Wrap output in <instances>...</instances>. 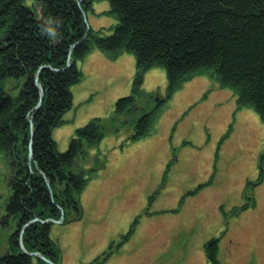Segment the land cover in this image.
<instances>
[{
	"label": "trees",
	"instance_id": "16d2710c",
	"mask_svg": "<svg viewBox=\"0 0 264 264\" xmlns=\"http://www.w3.org/2000/svg\"><path fill=\"white\" fill-rule=\"evenodd\" d=\"M91 3L0 0V153L11 167L12 189L4 222H15L0 264H46L39 254L55 263L60 253L49 235L52 222L41 220L58 219L59 206L63 219H80L79 194L104 166L99 152L91 156L89 149L107 133L120 131L106 129L105 118L91 117L74 129L64 151L57 150L52 130L65 123L64 113L73 103L71 86L83 78L77 63L89 52L134 55L131 91L113 106L114 118H129V141L151 134L173 92L195 75L230 88L237 108H252L264 123V0H108L107 12L116 20L109 33L87 25L83 9L91 10ZM151 67L165 70L163 97L142 88L143 73ZM133 224L114 249L129 237ZM19 242L38 256L23 253ZM218 242L213 236L203 244L210 264H218ZM112 253L110 245L86 264H101Z\"/></svg>",
	"mask_w": 264,
	"mask_h": 264
},
{
	"label": "rangeland",
	"instance_id": "374dc122",
	"mask_svg": "<svg viewBox=\"0 0 264 264\" xmlns=\"http://www.w3.org/2000/svg\"><path fill=\"white\" fill-rule=\"evenodd\" d=\"M107 10L108 0H94L86 10L88 25L111 32L116 20ZM107 56L95 49L77 63L83 78L71 86L73 103L64 113L65 123L52 130L57 150L64 151L74 129L91 117L105 118L106 129L120 128L90 150L91 156L99 152L104 166L79 194L80 219L66 215L64 222L50 224L60 253L54 264H86L110 245L113 253L102 264H210L203 244L213 236L219 237L218 264H264V123L259 114L237 108L230 88L195 75L173 92L154 131L129 141V118H114L113 106L131 91L135 58L130 52L117 59ZM167 84L162 67L143 73L145 92L163 97ZM10 172L0 153V254L15 224L4 222ZM132 224V233L114 249Z\"/></svg>",
	"mask_w": 264,
	"mask_h": 264
},
{
	"label": "water",
	"instance_id": "95a60500",
	"mask_svg": "<svg viewBox=\"0 0 264 264\" xmlns=\"http://www.w3.org/2000/svg\"><path fill=\"white\" fill-rule=\"evenodd\" d=\"M83 15H84V18H86L85 17V15H86V10H84L83 9ZM74 46V44L71 46V48ZM70 64V62H69V60H67V62H66V66H68ZM40 102V101H39ZM30 134H31V136H30V140H29V142H28V144H29V148H28V164H27V166H29V163L31 162V159H32V144H31V140H32V136H33V134H32V131L30 132ZM59 209H61V212H60V215H59V217H58V219H54V218H51V217H48L46 220H41L43 223H46L47 221H50V222H53V223H62V222H64V220H63V217H64V212H63V209L61 208V206H59ZM37 220V217L36 218H33V219H31L30 221L31 222H33V221H36ZM25 226H26V223H25V225L22 227V229L23 228H25ZM22 231V230H21ZM21 231H20V233H21ZM23 253H26V254H29V255H31V256H38V254L36 253V252H34V251H25V250H23L22 251ZM40 255V257L42 258V259H44L47 263H49V264H54L53 263V261H51L50 259H47L44 255H42V254H39Z\"/></svg>",
	"mask_w": 264,
	"mask_h": 264
},
{
	"label": "crops",
	"instance_id": "0c3cea01",
	"mask_svg": "<svg viewBox=\"0 0 264 264\" xmlns=\"http://www.w3.org/2000/svg\"><path fill=\"white\" fill-rule=\"evenodd\" d=\"M89 53H90V52H89ZM89 53H88V55H89ZM88 55H86L82 61H84ZM95 56H97V55H95ZM95 56H94V60L92 61V63L95 62V59H96ZM105 56H107V55H105ZM107 59H110V58L107 56ZM116 59H117V58H116ZM99 60H103V59L99 58ZM91 68H92V66H91ZM184 82H185V81H184ZM183 85H184V84H183ZM183 85H182L180 88H182ZM180 88H179V89H180ZM86 93H87V92H85V95H86ZM98 146H99V145H98ZM98 146L89 149V153H90V150H92V149H94V148H96V150H97V149H98ZM93 155H94V154H93ZM210 182H211V180H210L208 183H205V184H209ZM203 185H204V184H203ZM203 185H201V186H203ZM199 186H200V185H199ZM199 190H200V189H199ZM195 192H196V191H195ZM195 192H194V193H195ZM181 200H182V199H181ZM108 257H109V256H107L106 258H108ZM106 258H105V259H106ZM105 259H104V260H105ZM103 263H104V261H103ZM101 264H102V263H101Z\"/></svg>",
	"mask_w": 264,
	"mask_h": 264
},
{
	"label": "bare ground",
	"instance_id": "6f19581e",
	"mask_svg": "<svg viewBox=\"0 0 264 264\" xmlns=\"http://www.w3.org/2000/svg\"><path fill=\"white\" fill-rule=\"evenodd\" d=\"M94 0H92V3H93ZM92 3H91V9H92ZM85 21H86V18H85ZM87 22V21H86ZM87 25H88V22H87ZM89 26V25H88ZM90 27V26H89ZM98 29V28H97ZM99 50V49H98ZM102 52V51H101ZM103 53V52H102ZM105 54V53H104ZM107 55V54H105ZM70 61V60H69ZM82 71V70H81ZM41 89V88H40Z\"/></svg>",
	"mask_w": 264,
	"mask_h": 264
}]
</instances>
